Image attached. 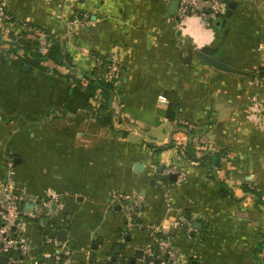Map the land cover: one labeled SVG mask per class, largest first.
Here are the masks:
<instances>
[{"label":"crops","instance_id":"1","mask_svg":"<svg viewBox=\"0 0 264 264\" xmlns=\"http://www.w3.org/2000/svg\"><path fill=\"white\" fill-rule=\"evenodd\" d=\"M233 1L231 19L217 18L215 26L193 21L194 30L213 36L197 48L182 33L184 22L197 17L180 25L166 0H0L10 16L0 19V34L17 36L34 24L64 40L72 60L71 68L57 69L58 78L0 53V185L24 188L21 207L41 214L27 218L24 233L36 259L42 231H50V225L38 227L45 203L57 204L62 228L70 223V264L88 262L97 229L102 243L92 264H106L125 225L119 204L129 199L141 203L143 227L121 243L123 264H142L139 254L157 245L154 232L167 235L178 264L262 263L255 249L264 239V78L258 74L264 12L254 0ZM81 12L88 23L79 27ZM252 31L257 39L250 44ZM204 49L256 77L208 65L196 53ZM101 56L118 67L111 123L89 111L61 115L70 89L64 75L82 78ZM188 130L204 136L209 149L225 152L217 177L232 197L220 195L208 163L178 153ZM55 250L47 234L40 258Z\"/></svg>","mask_w":264,"mask_h":264},{"label":"built area","instance_id":"2","mask_svg":"<svg viewBox=\"0 0 264 264\" xmlns=\"http://www.w3.org/2000/svg\"><path fill=\"white\" fill-rule=\"evenodd\" d=\"M172 0H166L170 4ZM4 2L0 3V19L8 20L9 15L5 11ZM222 6V10L217 7ZM227 9V2L225 0H178V7L175 13V17L178 21H183L188 17H197L204 22H211L219 18L225 13ZM76 24L79 27L85 26L88 23V14L81 12L79 16H76ZM28 31H32V37L38 41V52L40 54H45L49 46V39L47 34L34 27H27ZM11 42H15L13 38L9 37L8 34H0V53L4 56L19 60L22 56V51L13 52L11 51ZM5 45V46H4ZM118 67L114 63L106 64L102 58L96 60V76L98 79L105 81H113L117 77ZM101 99L97 95L93 104L95 108L100 105ZM200 148L207 147V142L204 136H200L198 139ZM172 173L171 169H166L164 174ZM22 195V193H21ZM21 195L16 192L13 188L7 185H0V255H5L8 257L7 264H46V259H36L35 257H30V261H27L31 254V245L26 241L24 236V220L27 218H38L41 214L37 210H27L23 209L20 205ZM55 203L58 200L55 198ZM49 202L45 203V211L43 214L52 220L49 223L50 230L56 232V236L51 239L56 245V250L54 253V264H70L73 254L72 247L66 242L60 241L58 234L62 228L61 223L58 221L57 204L56 210H51V205ZM119 206L125 213L127 228L132 231L135 229H140L143 226L140 223L134 222V217L136 215V210L142 209V205L137 200H132L130 202L123 201L120 202ZM126 231L121 232V242H124V236ZM162 237H158L156 232H154V239L157 241V247L159 248V253L156 256L158 261L154 263L153 261L148 262V264H178V256L175 250H173L167 240V235L162 234ZM146 255H152L145 253L141 256L140 261L142 264L147 262ZM121 255L118 260H121ZM87 264H89L87 262Z\"/></svg>","mask_w":264,"mask_h":264},{"label":"trees","instance_id":"3","mask_svg":"<svg viewBox=\"0 0 264 264\" xmlns=\"http://www.w3.org/2000/svg\"><path fill=\"white\" fill-rule=\"evenodd\" d=\"M215 26V25H214ZM26 27H34L39 28L43 30L49 39V46L47 49V52L45 54H40L38 52V41L37 39L33 38L32 31H25L20 35H13L9 34V37L13 38L15 42H11V51L17 52L22 51L23 54L20 57L19 61L29 67L30 69H38L44 72H50L54 74L56 77H63L62 74L57 72L58 68H66L69 69L72 67V60L70 55L66 51L65 42L64 40L60 38H55L52 36L49 32H47L42 27L36 26L34 24H26ZM220 27H216L218 29ZM203 52L208 53L210 55H213L214 53L212 51H209L207 49H204ZM104 63L109 64L110 61L107 60L106 57L101 56ZM51 62L53 64V68H48L45 63ZM96 74V68L93 69L90 73H85L82 78H75L72 75H64L65 81L68 82L70 89L68 93L67 100L65 104L58 110L61 115H67V114H76L78 112H86L89 111L92 114L98 115V117H101V120L104 123L110 124L112 121V112L110 108V101L112 98L113 91L116 87V81H105L102 79H98ZM58 77V78H59ZM99 96L101 99L100 105L98 108H95L93 104V100H95L96 96ZM167 116L169 120H174L176 118V112L171 110V108H168ZM189 134V141L186 145L182 146L181 148L177 149L178 153L189 160L198 162L202 165H205V163H208V176L213 181L216 182V184L219 187V193L222 197H232V190L228 188V186L225 184V182L221 181L217 177V173L219 169L221 168L222 160L225 158V152L224 151H214L212 149H209L208 147L200 148V144L198 142V139L200 135H196L193 131L188 130ZM172 146H174L172 144ZM164 147L155 148L154 152H159ZM247 190V189H246ZM255 197L258 199V195L256 192H253ZM142 210V209H141ZM135 211L136 215L134 217L135 223H140V218L138 217V213L141 211ZM126 231V235L124 236V243L127 242V236H130L131 231L127 228V223L125 220V225L122 229L118 230V238H119V244L122 242L121 239V232ZM49 233V230H46V235ZM157 235V234H156ZM159 237H162V234H158ZM157 246V245H156ZM264 250V239L261 240L256 249L255 254L257 257L260 258L259 254L260 252ZM113 252H111L110 258H108L106 264H118L123 262L119 259V254L116 255V259L113 261ZM159 253V248L157 247V250L155 252V256H152L154 253L152 252V259L150 261H154L157 259V255ZM144 253L141 252V256ZM150 255H146L147 257ZM41 259V258H40ZM149 261V262H150ZM262 264H264V259H261ZM131 264V262H130Z\"/></svg>","mask_w":264,"mask_h":264},{"label":"water","instance_id":"4","mask_svg":"<svg viewBox=\"0 0 264 264\" xmlns=\"http://www.w3.org/2000/svg\"><path fill=\"white\" fill-rule=\"evenodd\" d=\"M227 2V9L225 11V13L223 14L224 15V18L226 19H230L232 17V14L234 12V10H236L237 8V2L233 1V0H225ZM177 7H178V0H172L169 4V14L170 15H175L176 11H177ZM220 21H216V25H220ZM197 55L199 56V58L201 60H203L205 63H207L208 65H211L215 68H218L220 70H224V71H228V72H232V73H235V74H240V75H243V76H246L248 78H250L251 80H254V78L256 77V73L255 72H250V71H246V70H243V69H240V68H236L234 66H232L231 64H229L228 62L218 58L217 56H213V55H210L208 53H205L201 50H197L196 51ZM260 76L264 75V71H260L258 73ZM13 163H17L19 161V158H13ZM162 181H165V177L162 176L160 178ZM51 210L52 211H55L56 210V205H52L51 207ZM32 218H30L31 220ZM67 221L70 219V216H68L67 218ZM49 221L50 219L48 217H45L43 218L41 224L38 226L39 229H41L42 227H47L49 225ZM193 227L194 228H197V229H200L201 228V224L200 223H197V222H194L193 223ZM69 229H70V223L69 221L67 223L64 224V227L60 230L59 232V239L60 241L64 242L66 241V238H67V235H68V232H69ZM43 238H42V242L40 244V247L38 249V255H37V259H40V256L43 252V248H44V245H45V240H46V230H43ZM101 233V230L100 229H97L95 231V234L93 235V241H94V244L92 245V252L90 253L89 257H88V263L89 264H92L93 261H94V251H96L98 249V245L100 243H102V238H98V235H100ZM193 234V233H191ZM48 236L49 238L53 239L55 236H56V232L53 231V230H50L49 233H48ZM127 240L130 241V236H127ZM151 243L153 244L154 243V240L151 241ZM121 249H122V245L121 244H117L115 247H114V250H113V257H112V260L114 261L116 259V255L120 254L121 253ZM153 255L152 256H155V252L157 250V246H153ZM152 256H148L147 257V262L144 263V264H148V262L152 259ZM139 258H141V254H139L138 256ZM54 261H55V258L54 256L53 257H50V258H47L46 259V264H54ZM154 263H157V260L155 259L153 261ZM8 263V257L5 256V255H0V264H7ZM135 263V260H132L131 261V264H134ZM87 264V263H85ZM118 264H121V263H118Z\"/></svg>","mask_w":264,"mask_h":264},{"label":"clouds","instance_id":"5","mask_svg":"<svg viewBox=\"0 0 264 264\" xmlns=\"http://www.w3.org/2000/svg\"><path fill=\"white\" fill-rule=\"evenodd\" d=\"M222 10V6H217ZM198 18H189L184 23L187 25L186 27L182 28V33L188 36H191L193 45L197 48L201 47L202 45L211 42L213 36L211 30H202L201 28L197 27L195 30L192 28V23L194 20ZM168 222L165 221V227H167Z\"/></svg>","mask_w":264,"mask_h":264},{"label":"rangeland","instance_id":"6","mask_svg":"<svg viewBox=\"0 0 264 264\" xmlns=\"http://www.w3.org/2000/svg\"><path fill=\"white\" fill-rule=\"evenodd\" d=\"M255 2H256V4L257 5H259V8L264 12V0H254ZM259 15H260V13H259ZM219 18H221V19H224L225 20V18H224V15L222 14L221 16H219ZM231 19V18H230ZM201 20V19H200ZM229 20V19H228ZM176 21L181 25L182 23H183V21H178L177 19H176ZM202 21V20H201ZM247 21H251L252 22V19H251V17H247ZM204 22V21H203ZM214 20H212L211 22H204V23H206L207 25H211V26H214ZM253 24V23H252ZM251 28H253L252 27V25H251ZM252 30H254V29H252ZM249 37H250V39H248L247 40V42L248 43H250V44H252V43H254V41L257 39V36L256 35H254V31H252V32H250V34H249ZM255 37H256V39H255ZM263 68H262V70L264 71V61H263V66H262ZM259 76V75H258ZM259 78H264V75H262V76H259ZM196 135H198V134H200V133H195ZM205 141L207 142V140H206V138H205ZM171 180V179H170ZM151 183V182H150ZM14 188V187H13ZM14 189H16L15 191L16 192H19V193H22L23 191L25 192V189L23 188V191H22V189H18V188H14ZM126 201H128V202H130V201H132V200H126ZM138 217L140 218V215H138ZM24 227H23V229H24V232H25V229H26V224L28 223V221H27V219H25L24 220ZM166 242H168L167 240H166ZM30 257H34V252L31 250V254H30V256L28 257V259H27V261H30ZM260 258L261 259H264V250L260 253ZM260 259V260H261ZM262 264V263H261Z\"/></svg>","mask_w":264,"mask_h":264}]
</instances>
